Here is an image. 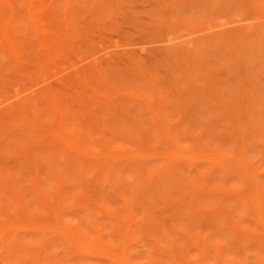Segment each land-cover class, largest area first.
<instances>
[{"label":"rangeland","instance_id":"rangeland-1","mask_svg":"<svg viewBox=\"0 0 264 264\" xmlns=\"http://www.w3.org/2000/svg\"><path fill=\"white\" fill-rule=\"evenodd\" d=\"M15 7L0 0V198L44 231L0 264H122L63 230L126 264H264V0Z\"/></svg>","mask_w":264,"mask_h":264},{"label":"bare ground","instance_id":"bare-ground-1","mask_svg":"<svg viewBox=\"0 0 264 264\" xmlns=\"http://www.w3.org/2000/svg\"><path fill=\"white\" fill-rule=\"evenodd\" d=\"M17 1H19V0H1V2L3 3V5L7 8V10L9 11L8 13H9V18H8V21H10L13 17H14V8H16L15 6H16V3H17ZM236 31V30H235ZM225 32H227V31H225ZM217 33H215V35H216ZM218 35V34H217ZM11 39V38H10ZM10 39L7 37V40H8V44H7V46H8V48L9 49H11L12 50V45H10ZM229 46V45H228ZM7 48V49H8ZM10 51V50H9ZM228 53V52H227ZM227 55V54H226ZM96 66H98V65H96ZM102 66H100V68H101ZM103 68V67H102ZM84 69V68H83ZM89 69H92V68H89ZM95 69V68H94ZM82 70V69H81ZM80 70V71H81ZM85 70V69H84ZM88 70V69H87ZM97 70V69H96ZM94 71V72H99V71ZM86 71V70H85ZM81 71V72H78L77 73V77L79 78V80H81V81H84V78H85V74H87V73H90V70L89 71ZM187 73V72H186ZM192 74V73H191ZM143 77V76H142ZM186 77H189V76H187L186 75ZM145 79V78H144ZM145 80H147V79H145ZM149 82V81H148ZM191 82V81H190ZM190 84H192V82L190 83ZM149 85H150V83H149ZM149 87H151V86H149ZM196 88V87H195ZM16 96V95H15ZM29 96H30V98H29ZM28 96V98H25V99H27V100H25L26 102L27 101H32L33 100V98H32V96L31 95H29ZM9 99V98H8ZM28 99H30V100H28ZM8 101V100H7ZM25 101H23V102H25ZM22 102V101H21ZM22 104V103H21ZM19 106V110H21L20 108H22L21 106H20V103L18 104ZM25 105V104H24ZM16 107V105L14 104L13 105V107L12 108H9V109H11V110H13L14 109V113L17 111V113H15V114H12V112L11 113H9L10 112V110L8 109L7 110V112L10 114V116H20V114L22 115V112H25V111H20L21 113H19V111L18 110H16L15 111V107ZM25 108V107H24ZM23 109V108H22ZM23 110H25V109H23ZM18 114V115H17ZM26 121H29V120H27L26 119ZM25 125H26V123H24ZM24 125V126H25ZM21 126V125H20ZM32 127H34V125L32 126ZM29 128V129H34L35 131H39V128L37 127V126H35L34 128ZM19 128H22V127H19ZM27 128V127H26ZM36 128V129H35ZM18 129V128H17ZM24 129V128H23ZM38 129V130H37ZM19 130V129H18ZM20 131V130H19ZM16 133V132H15ZM15 135V134H14ZM13 135V136H14ZM8 138V137H7ZM6 138V139H7ZM65 144V143H64ZM65 147H70V146H65ZM72 149V151L74 150V151H76V152H72V153H76L78 156H79V153H80V155L82 154V156H83V151H80V150H76V148H74V147H71ZM79 152V153H78ZM85 155H87V154H85ZM88 156V155H87ZM91 156V155H90ZM89 156V158H91ZM93 157H95V156H93ZM106 157V156H105ZM96 158H97V156H96ZM98 159V158H97ZM94 160V159H93ZM96 160V159H95ZM169 176V175H168ZM1 180V179H0ZM12 185V184H11ZM10 185V186H11ZM7 186V185H6ZM4 187V186H3ZM16 187V189H17V184L14 182L13 183V185L11 186V188L13 189L12 191H14L13 193H15L14 195H16L17 197H18V191L16 192L15 191V189L14 188ZM5 188V187H4ZM14 195L12 194V199L14 200L16 197H14ZM2 197V196H1ZM14 197V198H13ZM17 199V198H16ZM15 199V200H16ZM3 201V199L2 198H0V213H1V215H2V217H0V244L2 245V246H4V245H6V247H9V248H15L16 246V249L19 247L18 246V244L19 245H27V244H24V243H26V241L27 240H23V239H20L18 236H17V233L18 232H20V231H27V230H31V231H34V232H37V233H40V232H43L44 231V229H43V227L41 226V225H39V224H36V223H32V224H25V223H23V224H17V223H13L12 222V220H10L9 218L10 217H8L9 216V214H8V208H7V206L5 205V203H3L2 202ZM20 202V201H19ZM3 203V204H2ZM16 203H18L17 202V200H16ZM5 206V207H4ZM17 207V210L18 211H21L22 213H23V209H21L20 207H19V205L17 204L16 205ZM7 209V210H6ZM5 210V211H4ZM60 237H61V239H63V242L65 243V244H67V245H70V244H74V245H76L77 246V248L80 250V251H84V252H89V253H92V254H95L96 256H99V257H102V258H109V259H111V260H113V261H115V262H121L122 264H126L127 263V260H126V258L123 256V255H115V254H110L108 251H106V250H103V249H96V248H89V247H86L85 246V242L86 241H84L83 239H76V238H74V236H72L71 234H69L68 232H66V231H61V233H59L58 234ZM96 238L98 239V237L96 236ZM123 238H124V236H122V239H121V245H122V241H123ZM96 240V239H95ZM24 241V242H23ZM31 241V242H30ZM29 242L30 243H28L29 245H31V248L32 249H34V251L33 252H29V253H27L28 254V256H30L34 261H39V262H41L40 261V257H41V255H42V253H43V250H45V248L47 247V236H41V235H38L37 237H35L34 239H32V240H30ZM11 244V245H9V244ZM18 243V244H17ZM5 247V246H4ZM121 248H122V246H121Z\"/></svg>","mask_w":264,"mask_h":264}]
</instances>
